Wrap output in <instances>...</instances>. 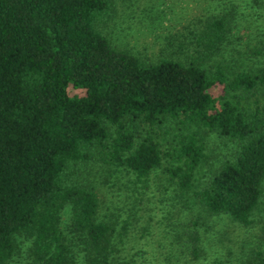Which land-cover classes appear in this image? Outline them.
I'll return each mask as SVG.
<instances>
[{
	"label": "trees",
	"instance_id": "1",
	"mask_svg": "<svg viewBox=\"0 0 264 264\" xmlns=\"http://www.w3.org/2000/svg\"><path fill=\"white\" fill-rule=\"evenodd\" d=\"M109 3L0 0V264L13 255L17 235L29 239L30 264H111L114 222L99 216L96 191L71 173L92 147L138 180L166 154L162 169L180 195L206 213L252 221L264 179V44L227 49L230 19L211 14L190 41L170 40L144 60L98 27ZM166 118L180 128L165 152L155 127ZM199 129L234 148L195 187L204 157ZM64 205L66 235L59 226ZM174 236V264L205 258L196 218ZM239 264H264V248H251Z\"/></svg>",
	"mask_w": 264,
	"mask_h": 264
},
{
	"label": "rangeland",
	"instance_id": "2",
	"mask_svg": "<svg viewBox=\"0 0 264 264\" xmlns=\"http://www.w3.org/2000/svg\"><path fill=\"white\" fill-rule=\"evenodd\" d=\"M109 2V13L98 27L111 44L124 47L144 60L159 56L160 48L170 40L190 41V31L211 14L225 13L230 19L227 49L250 51L264 44V3L261 0ZM244 61L254 66L263 60ZM179 128L169 118L155 127V137L162 151L170 149ZM189 128L194 129L193 126ZM198 132L204 157L193 173L195 187L202 185L208 174L230 157L234 148L233 141L215 132L203 129ZM91 150L92 157L74 164L71 173L96 191L99 216L114 222L112 237L118 250L113 253L111 264H167V255L170 264H174L175 258L169 253L170 243L180 224L190 218L198 220L202 232L205 258L199 264H213L214 259L224 260V264H239L251 248H264V179L262 196L253 210L252 221L242 225L225 213H206L199 204L192 202L191 197L180 195L162 169L170 161L166 154L162 155L159 167L138 180L125 168L104 162L95 147ZM68 217L69 206L64 205L60 210L59 226L65 235L68 234ZM15 239L16 249L6 264H30L27 256L29 239L22 235ZM172 252L176 253V250Z\"/></svg>",
	"mask_w": 264,
	"mask_h": 264
}]
</instances>
